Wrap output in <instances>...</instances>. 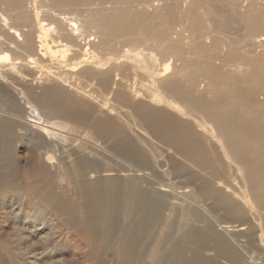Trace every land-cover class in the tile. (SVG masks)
<instances>
[{"label": "bare ground", "instance_id": "1", "mask_svg": "<svg viewBox=\"0 0 264 264\" xmlns=\"http://www.w3.org/2000/svg\"><path fill=\"white\" fill-rule=\"evenodd\" d=\"M20 144L73 160L64 239L97 264L102 232L116 264H264V0H0V153ZM14 159L0 195L22 191L31 254L38 212L65 207Z\"/></svg>", "mask_w": 264, "mask_h": 264}, {"label": "rangeland", "instance_id": "2", "mask_svg": "<svg viewBox=\"0 0 264 264\" xmlns=\"http://www.w3.org/2000/svg\"><path fill=\"white\" fill-rule=\"evenodd\" d=\"M227 4L228 3L226 2V4H222V6L224 8L227 7L226 9H228L229 4L228 6ZM169 22L170 24L177 26L181 20L180 18H176L174 16V18ZM168 25L169 24H167V26ZM206 29L207 28H205V30ZM119 39L125 40L126 42L135 45L134 41L137 39V34L127 35L125 37H120ZM106 105L110 106L109 103ZM121 110V113H119V121L121 124L126 123L124 125L129 123L132 127L131 133H137V131L134 132L133 126L134 124L138 123V127L144 133L149 135V132L142 125L139 119L131 116L130 114L128 115V112L125 109ZM42 155L43 154H40L37 158L35 155H31V153L28 151V145L24 144L23 146V144H20L17 149L13 150L12 152L0 153V168H3L6 171L8 159L14 157L15 159L12 168L16 174V180L24 185L32 186L33 181L37 179V181L44 188L51 186L55 192L60 194L62 198L60 202L65 207L64 212L63 214H60L59 211H51V213H48V210L45 209L44 206L41 208V210L38 212L40 223L36 226L40 228L39 231L43 237L44 244L42 242H37V238H35V244L32 246L34 252L30 254L27 248L28 242L25 238L26 232L20 229L24 223L23 220L20 219L21 213L17 218L20 208L24 206V201H21L23 200L22 191L17 189L15 193L9 188L3 190L2 194L0 195V264H97L95 254L85 257L79 250H74L73 244L65 243L64 239L65 235L70 230L69 227H76V224L73 223H77V220H79V215L73 211L74 205L72 202L73 200H71L72 193L75 191L74 187L70 185L73 175L71 174L73 172L72 169H70L68 172V174L70 173L71 175H63V172L67 169V167L69 168L73 164V160H62L59 162V164H61L60 167L57 166L56 168H52L46 162L45 158H43L42 161ZM42 163L45 165L40 167V164ZM163 163L167 164V161L164 159ZM105 187L110 192L111 188L108 186V184ZM122 200H128V196L125 193L122 196ZM32 203H34V201H32ZM32 211L34 212L33 209ZM105 213L107 214V212ZM170 223L171 221H168L166 223L167 226H161L159 238L153 240L155 243L154 247H157V244L163 240L161 235L163 232L168 230ZM32 224L35 225V222L32 221ZM77 225L80 226L81 223H78ZM99 226L100 228L103 227V225L100 224ZM100 228L99 233L101 234ZM101 235L102 238H95V242L99 241V243L95 245V251L97 255L100 256L106 254V258H110L109 253L111 252V257L114 259V261L107 260V262L108 264H116L117 253L113 250L110 251L111 243L107 239L108 233L102 232ZM146 240L152 241V239L149 237L148 239L146 238ZM84 249L86 250L87 248ZM156 254L157 251L154 249L147 252L145 260H140L141 263L151 264V262L155 261ZM154 264L159 263L155 262Z\"/></svg>", "mask_w": 264, "mask_h": 264}]
</instances>
